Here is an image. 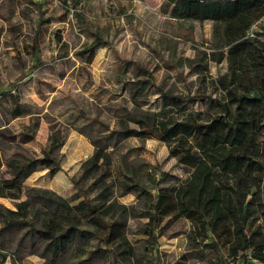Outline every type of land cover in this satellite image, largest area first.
<instances>
[{
    "label": "trees",
    "instance_id": "obj_1",
    "mask_svg": "<svg viewBox=\"0 0 264 264\" xmlns=\"http://www.w3.org/2000/svg\"><path fill=\"white\" fill-rule=\"evenodd\" d=\"M164 1L177 21L211 24L214 51L204 55L215 65L226 62L225 73L215 80L219 95L173 98L161 93L147 72L137 86H149L170 102L158 112H126L119 130L108 131L104 140L115 133L157 139L188 170L184 179L161 172L156 180L146 171L145 180L153 185L148 190L128 166L113 174L107 153L95 146L72 179L70 195L27 187L24 181L36 171L57 173L53 149L36 158L5 157L1 139L7 137L0 130V198L16 201L14 209L0 210V235L12 227L24 230L21 239L28 238L32 246L41 242L49 264L58 259L88 264L101 257L104 264H123L125 259L143 264L128 238L130 219L141 220L137 228L147 243L154 244L165 229L184 220L189 224L187 244L214 251L213 264H264V0ZM73 16L84 28L83 14L74 11ZM258 21L263 25L257 37H247ZM92 35L91 54L103 44ZM199 68L208 73L206 66ZM201 99L208 101L207 110H188L189 102ZM28 113V106L11 95L4 121ZM22 137L20 143L32 140ZM116 190L135 201L130 206L119 202Z\"/></svg>",
    "mask_w": 264,
    "mask_h": 264
},
{
    "label": "rangeland",
    "instance_id": "obj_2",
    "mask_svg": "<svg viewBox=\"0 0 264 264\" xmlns=\"http://www.w3.org/2000/svg\"><path fill=\"white\" fill-rule=\"evenodd\" d=\"M74 11L83 14L84 28ZM92 34L103 41L93 55L87 51ZM210 38L209 22L177 21L164 0H0V122L9 110L1 98L11 90L32 112L1 128L7 137L1 141L4 156L36 158L53 149L57 174L38 171L25 186L62 196L73 193L72 179L79 176L81 164L95 146L107 153L113 174L128 166L148 190L153 185L146 182V171L156 180L161 172L184 179L188 170L169 157L163 142L117 133L104 138L108 131L119 130L126 112L137 116L158 112L165 101L170 102L149 86H137L147 72L167 96H218L215 80L225 73L226 62L215 65L207 60L204 54L214 51ZM200 66H206L208 73ZM207 108L205 99L188 104L191 112ZM129 127L136 128L132 123ZM22 135L32 140L20 143ZM114 196L126 206L135 201L119 190ZM15 202L0 198V210L14 209ZM138 224L140 219H130L127 230L143 264L215 262L211 249L194 250L187 244L189 224L184 220L165 229L154 244L146 242ZM23 231L12 227L0 235V264H49L41 242L32 246L28 238L22 240ZM122 263L133 264L126 259ZM54 264L74 261L58 259Z\"/></svg>",
    "mask_w": 264,
    "mask_h": 264
},
{
    "label": "crops",
    "instance_id": "obj_3",
    "mask_svg": "<svg viewBox=\"0 0 264 264\" xmlns=\"http://www.w3.org/2000/svg\"><path fill=\"white\" fill-rule=\"evenodd\" d=\"M14 89H16V87H14ZM13 91L11 90L10 92H8V93H6V94H4V96H2V98H1V101L2 102H6V104H7V106H8V109L10 108V96L11 95H15L16 96V98H17V100H18V102L20 103V104H24V105H26V106H28V108H30V106L27 104V103H22L21 102V95L20 94H14V93H12ZM1 104V103H0ZM8 112H9V110H8ZM32 112L30 111V109H29V113L27 114V115H25V116H29L30 114H31ZM25 116H22V117H25ZM18 118H20V117H18ZM7 119H8V114H7ZM15 119H17V118H15ZM11 120H13V119H11ZM10 120V121H11ZM9 121V122H10ZM8 122V123H9ZM8 123H5V121H3V122H0V130H2L1 128L2 127H6L7 126V124ZM23 136V135H22ZM1 141H2V139H1ZM30 142V141H29ZM28 143V142H27ZM2 152L4 153V150H3V148H2ZM41 171H45V170H41ZM58 171H59V169H58ZM57 171V172H58ZM36 172H38V171H36ZM36 172H34V173H36ZM34 173H32V174H34ZM31 174V175H32ZM57 174V173H56ZM56 174H54V175H56ZM31 175L24 181V185H25V182L31 177ZM53 175V176H54ZM88 264H104V261H102V262H99V260L97 261V260H90L89 261V263Z\"/></svg>",
    "mask_w": 264,
    "mask_h": 264
},
{
    "label": "built area",
    "instance_id": "obj_4",
    "mask_svg": "<svg viewBox=\"0 0 264 264\" xmlns=\"http://www.w3.org/2000/svg\"><path fill=\"white\" fill-rule=\"evenodd\" d=\"M263 25L262 22H256L254 23L250 29L248 30V33H247V37L249 38H256L257 37V33L259 32L260 30V26Z\"/></svg>",
    "mask_w": 264,
    "mask_h": 264
}]
</instances>
